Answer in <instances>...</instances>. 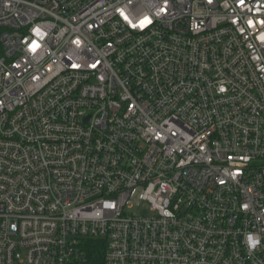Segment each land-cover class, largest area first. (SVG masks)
<instances>
[{
	"label": "built area",
	"instance_id": "obj_1",
	"mask_svg": "<svg viewBox=\"0 0 264 264\" xmlns=\"http://www.w3.org/2000/svg\"><path fill=\"white\" fill-rule=\"evenodd\" d=\"M91 239L264 264V0H0V264Z\"/></svg>",
	"mask_w": 264,
	"mask_h": 264
},
{
	"label": "trees",
	"instance_id": "obj_2",
	"mask_svg": "<svg viewBox=\"0 0 264 264\" xmlns=\"http://www.w3.org/2000/svg\"><path fill=\"white\" fill-rule=\"evenodd\" d=\"M88 264H101L104 253V241L91 239L86 242Z\"/></svg>",
	"mask_w": 264,
	"mask_h": 264
},
{
	"label": "snow or ice",
	"instance_id": "obj_3",
	"mask_svg": "<svg viewBox=\"0 0 264 264\" xmlns=\"http://www.w3.org/2000/svg\"><path fill=\"white\" fill-rule=\"evenodd\" d=\"M242 2H243V0H242Z\"/></svg>",
	"mask_w": 264,
	"mask_h": 264
},
{
	"label": "rangeland",
	"instance_id": "obj_4",
	"mask_svg": "<svg viewBox=\"0 0 264 264\" xmlns=\"http://www.w3.org/2000/svg\"><path fill=\"white\" fill-rule=\"evenodd\" d=\"M140 213V212H139Z\"/></svg>",
	"mask_w": 264,
	"mask_h": 264
}]
</instances>
